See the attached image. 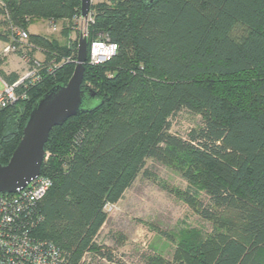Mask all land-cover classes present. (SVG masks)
<instances>
[{"label": "trees", "instance_id": "16d2710c", "mask_svg": "<svg viewBox=\"0 0 264 264\" xmlns=\"http://www.w3.org/2000/svg\"><path fill=\"white\" fill-rule=\"evenodd\" d=\"M3 1L0 39L8 40L9 23L28 30L44 20L61 23L63 41L28 31L32 53L42 54L41 80L0 111V164L33 104L71 77L79 38L69 35L81 17L80 0ZM89 13L81 87L98 106L49 132L40 174L51 186L37 203L34 235L63 251L61 264H81L92 252L111 260L95 241L105 206L153 159L178 169L188 185L181 197L212 228L184 235L172 260L152 255L144 264H264V0H105ZM98 36L117 51L92 64ZM182 109L202 119L185 137L170 132Z\"/></svg>", "mask_w": 264, "mask_h": 264}, {"label": "rangeland", "instance_id": "374dc122", "mask_svg": "<svg viewBox=\"0 0 264 264\" xmlns=\"http://www.w3.org/2000/svg\"><path fill=\"white\" fill-rule=\"evenodd\" d=\"M101 1L105 0H91V3ZM42 21L35 23L41 34L48 29ZM56 26L59 28L60 22ZM83 29L82 22H77L73 39L79 38ZM47 35L63 41L59 31L52 28ZM36 56L42 58L39 51ZM16 64L21 66L17 57L10 55L2 66L9 67L10 71ZM201 124L199 114L182 109L170 117V132L185 137L191 128ZM145 167L146 172L137 176L119 201L105 206L107 221L95 241L101 249L110 252L112 259L106 260L92 252L86 253L81 264H144L152 255L172 260L177 243L184 235L203 236L210 232V222L181 197L188 185L178 169L153 159H148ZM199 199L207 204L205 194L201 193Z\"/></svg>", "mask_w": 264, "mask_h": 264}, {"label": "built area", "instance_id": "2783aa9c", "mask_svg": "<svg viewBox=\"0 0 264 264\" xmlns=\"http://www.w3.org/2000/svg\"><path fill=\"white\" fill-rule=\"evenodd\" d=\"M0 9L5 10L3 0ZM86 37V26L92 21L88 13L86 19L79 17ZM55 30V26H52ZM28 30L9 23L8 40L0 39V111L27 96V89L41 80L43 63L32 53L33 44L28 42ZM117 51V44L98 36L89 44L88 58L92 64H100L110 59ZM15 55L20 63V71L8 80L1 66L6 58ZM51 186V180L39 174L26 186L11 193H0V264H61L63 251L51 240L34 235L33 229L41 220L37 203Z\"/></svg>", "mask_w": 264, "mask_h": 264}, {"label": "water", "instance_id": "95a60500", "mask_svg": "<svg viewBox=\"0 0 264 264\" xmlns=\"http://www.w3.org/2000/svg\"><path fill=\"white\" fill-rule=\"evenodd\" d=\"M91 0H80V16L86 19ZM87 40L80 34L74 70L66 84H55L32 106L22 136L6 164H0V193L15 192L40 174L50 130L68 118L98 106L95 92L82 88Z\"/></svg>", "mask_w": 264, "mask_h": 264}, {"label": "crops", "instance_id": "0c3cea01", "mask_svg": "<svg viewBox=\"0 0 264 264\" xmlns=\"http://www.w3.org/2000/svg\"><path fill=\"white\" fill-rule=\"evenodd\" d=\"M38 21H42V20H36L35 22L29 24V26H28V31H29L30 33H33V34H41V33L38 32V29H39V28H37L36 25H35V23L38 22ZM43 21H44V20H43ZM43 21H42V22H43ZM45 22H46V21H45ZM46 24H47V22H46ZM56 25H57V23L55 24V30L59 31V33H60V28L62 27V26H61V23H60V27H59V28H58V26H56ZM55 30H54V31H55ZM44 31H45V33H43V34H41V35L48 36L47 34H48L49 32H51V28L49 27V25H48V29H46V30H44ZM72 34H73V32L69 35V38H70V39H73ZM48 37H50V36H48ZM8 68H9V67L4 68V66H1L2 71H3V72H7V73H9V72H17L18 69H19V67L17 66V64H16V68H15V66H14V67H12V69L10 68V71H8V70H9Z\"/></svg>", "mask_w": 264, "mask_h": 264}]
</instances>
